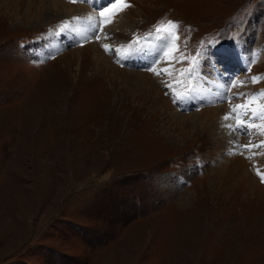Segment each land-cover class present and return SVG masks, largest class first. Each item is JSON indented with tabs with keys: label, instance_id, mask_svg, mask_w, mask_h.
<instances>
[{
	"label": "rangeland",
	"instance_id": "rangeland-1",
	"mask_svg": "<svg viewBox=\"0 0 264 264\" xmlns=\"http://www.w3.org/2000/svg\"><path fill=\"white\" fill-rule=\"evenodd\" d=\"M25 1L0 0V264H264V0ZM240 104L244 134L208 123Z\"/></svg>",
	"mask_w": 264,
	"mask_h": 264
},
{
	"label": "snow or ice",
	"instance_id": "snow-or-ice-1",
	"mask_svg": "<svg viewBox=\"0 0 264 264\" xmlns=\"http://www.w3.org/2000/svg\"><path fill=\"white\" fill-rule=\"evenodd\" d=\"M71 2L75 3V2H77V0H71ZM84 2H86V0H84ZM101 2H102V0H101ZM129 6L130 5L127 4L126 0H110L109 4L104 5L103 8L98 9V11L100 12V16L101 17H105L106 11L107 12H111L113 9H117V8H120V10H123V8L129 7ZM109 22H111V21H109ZM168 27L176 28L177 25L174 22H169ZM161 30H162L161 28H157V32H160ZM99 38H100V30L96 29L95 30V35L92 37V39H99ZM161 39L164 40L165 43H166L168 37H162ZM104 47H105L106 51L110 50V46L109 45H104ZM162 55L165 58V62H168L167 58L169 56H172V52L165 51ZM160 59H161V57L158 56L157 60H160ZM173 59H174V57H173ZM177 62H180V61H177ZM143 70H145V71H153V72H155L156 75H161V73L168 74V69H162V70L157 71V69L155 67V62H154L153 65H149ZM181 75H183V71L182 70H181ZM166 86L167 87H171L170 84L166 85ZM260 96H261V98H264V93H261ZM247 99L250 101L249 108H251V105L256 103V101L253 98H251V97H249ZM244 107H245V105H243V104L237 105V106L233 107L232 112L235 113L236 112V108H244ZM233 118L234 117L231 116V115H226L225 116V120L233 119ZM252 119L253 120H256V119L264 120V109L261 110V114H260L259 117L253 115ZM237 123H238V125H239V127L241 128L242 131H247L249 128L254 126V125L247 124V122L244 121L243 119L238 120ZM228 126L230 128L233 127V125H228ZM261 127L264 128V125H261ZM262 143H264V142H262ZM252 146L253 145H246L244 147H252ZM257 174L261 176V180H262V182H264V174L259 173V172Z\"/></svg>",
	"mask_w": 264,
	"mask_h": 264
},
{
	"label": "bare ground",
	"instance_id": "bare-ground-1",
	"mask_svg": "<svg viewBox=\"0 0 264 264\" xmlns=\"http://www.w3.org/2000/svg\"><path fill=\"white\" fill-rule=\"evenodd\" d=\"M16 1V0H15ZM18 1V0H17ZM37 1H39L38 3H37ZM69 5V4H68ZM65 2H60V0H26L25 1V6L27 7V11L29 12L30 11V9H32L33 7H37V9L39 10V11H42V9H44V8H46V7H49V9L50 8H52V9H54V10H61V8L63 7V8H66L67 6H68ZM21 6V5H20ZM61 6V7H60ZM80 9H83V7L81 6V7H79ZM21 9H23L22 8V6H21ZM85 9V8H84ZM83 9V10H84ZM72 10V9H71ZM82 10V11H83ZM123 14V13H122ZM111 22L110 23H112V21H114L112 18H111V20H110ZM107 23V22H106ZM89 28V25H88V22H85V23H81V30L83 29V28ZM153 45H152V47H151V49H150V51L153 49ZM127 49V48H126ZM131 49V48H130ZM146 50V49H145ZM125 53H126V55L128 54V52H126L125 51ZM150 54V53H149ZM133 55V54H132ZM139 55V54H138ZM127 56H129V55H127ZM131 56V55H130ZM136 56H137V54H136ZM140 56L142 57V60L144 61H146V59H144V55H141L140 54ZM132 57V56H131ZM145 58H147V57H145ZM219 82V81H218ZM182 84V83H181ZM221 84V83H220ZM174 85V84H173ZM179 90H181V88L179 89ZM186 95H187V93L185 92V90L184 91H182L181 92V94L179 95L180 97L178 98V99H183V101H185V102H183L182 103V105L183 106H186V105H188V103L186 102V100H185V98H186ZM219 107V106H218ZM219 108H222V107H219ZM223 109V108H222ZM218 111V110H217ZM225 112V111H224ZM214 115V114H213ZM226 116V115H225ZM225 116L224 115H222L221 113H219V116H213V117H211V118H213V120L211 121V122H209V120H208V123H212V124H214V125H216V127H218V129L219 130H221L222 128H223V126H224V128H223V133H224V131H225V129H227V127L225 126V123H227L226 122V120H225ZM207 118V117H206ZM208 119V118H207ZM241 133V132H240ZM234 134V133H233ZM229 140H230V138H228ZM238 139V138H237ZM237 139H236V142H237ZM232 141V140H231ZM233 143H235V140H233ZM228 145V144H227ZM241 145V144H240ZM239 147V146H238ZM245 164V161H242V166ZM264 190V189H263Z\"/></svg>",
	"mask_w": 264,
	"mask_h": 264
}]
</instances>
